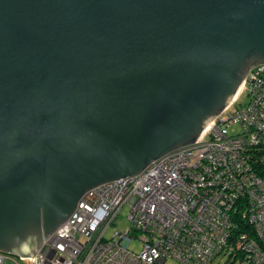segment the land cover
Returning <instances> with one entry per match:
<instances>
[{"label":"water","instance_id":"95a60500","mask_svg":"<svg viewBox=\"0 0 264 264\" xmlns=\"http://www.w3.org/2000/svg\"><path fill=\"white\" fill-rule=\"evenodd\" d=\"M262 64L264 0H0V253L195 144Z\"/></svg>","mask_w":264,"mask_h":264},{"label":"built area","instance_id":"2783aa9c","mask_svg":"<svg viewBox=\"0 0 264 264\" xmlns=\"http://www.w3.org/2000/svg\"><path fill=\"white\" fill-rule=\"evenodd\" d=\"M243 92L247 103L233 107ZM233 125L238 129L229 131ZM261 154L264 64L248 72L233 101L195 144L150 163L136 176L87 191L39 251L25 259L30 264H165L174 258L178 264H202L233 250L228 242L236 222L230 212L247 192L254 205L247 217L261 239L247 240L244 233L234 245L248 252L253 264H264L259 245L264 242V174L253 164ZM123 209L128 227L111 230ZM136 239L142 242L138 252L128 247ZM46 247L54 250L51 258L42 252ZM6 259L0 253V264Z\"/></svg>","mask_w":264,"mask_h":264},{"label":"trees","instance_id":"16d2710c","mask_svg":"<svg viewBox=\"0 0 264 264\" xmlns=\"http://www.w3.org/2000/svg\"><path fill=\"white\" fill-rule=\"evenodd\" d=\"M240 96L237 98V101L234 102L233 107H237V102H238ZM263 155L264 154H261L257 158L258 161L253 163L255 165L256 172L258 174H261V175L264 174V170L262 169V168H264V156ZM258 163H261V165H258ZM252 208H254L253 200L249 197V194L247 192H244L243 195H241L237 198V200L233 204L231 212H230L231 215L234 217L235 222H236V228L234 229V232H233V234H232V236L228 242L231 246H233L232 247L233 250H231V251L223 250V251L215 254L211 259L207 260L205 263H202V264H207L208 262L212 261L219 254H226L229 257H232L234 260L237 259L240 262L245 261V264H253L249 258L248 252L243 250V248L239 249L237 246L234 245L236 242L235 241L236 238L237 237L240 238V236H243L244 233H246V236H248L247 240L254 239L257 242L259 241L260 237H259L258 232L256 230V226L254 224L250 223V221L248 220V217H247ZM243 213L246 215V216H244V218L242 217ZM135 236H138V235H135ZM135 241H138L142 245V242H140L138 239H136ZM259 245H261L263 248L264 242L262 240H260ZM168 261H173V262H175V264H178V262L174 258H167L165 264ZM233 261H229L226 264H231Z\"/></svg>","mask_w":264,"mask_h":264},{"label":"rangeland","instance_id":"374dc122","mask_svg":"<svg viewBox=\"0 0 264 264\" xmlns=\"http://www.w3.org/2000/svg\"><path fill=\"white\" fill-rule=\"evenodd\" d=\"M248 97L246 95V92H243L240 96L237 107L244 106L245 103H247ZM238 125H233L232 128L229 131H236L238 129ZM126 209H123L121 212L120 219H118V223L116 226H112L111 230L113 228H117L119 230H125L128 227L127 219L125 218ZM129 249L138 252L141 249V243L138 241L133 240L128 245ZM7 259L3 264H30L27 259H20L17 255H6ZM233 261L234 259L232 257H229L226 254H219L217 255L212 261L208 262L207 264H226L229 261ZM166 264H175L173 261H168ZM231 264H245V261L240 262L239 260H234Z\"/></svg>","mask_w":264,"mask_h":264},{"label":"clouds","instance_id":"9594fccd","mask_svg":"<svg viewBox=\"0 0 264 264\" xmlns=\"http://www.w3.org/2000/svg\"><path fill=\"white\" fill-rule=\"evenodd\" d=\"M44 250V249H43ZM43 252V251H42ZM1 254H5V253H1ZM9 255V254H6ZM20 259H25L26 257H19Z\"/></svg>","mask_w":264,"mask_h":264},{"label":"bare ground","instance_id":"6f19581e","mask_svg":"<svg viewBox=\"0 0 264 264\" xmlns=\"http://www.w3.org/2000/svg\"><path fill=\"white\" fill-rule=\"evenodd\" d=\"M62 241L65 243L66 242V240L65 239H62Z\"/></svg>","mask_w":264,"mask_h":264}]
</instances>
